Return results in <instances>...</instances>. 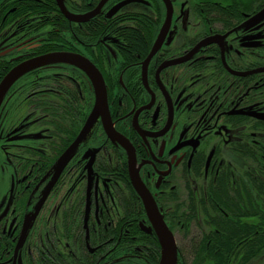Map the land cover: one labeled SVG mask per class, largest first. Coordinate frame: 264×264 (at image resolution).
I'll return each instance as SVG.
<instances>
[{"label":"flooded vegetation","instance_id":"obj_1","mask_svg":"<svg viewBox=\"0 0 264 264\" xmlns=\"http://www.w3.org/2000/svg\"><path fill=\"white\" fill-rule=\"evenodd\" d=\"M100 1L63 0L76 17ZM120 1L71 21L57 0H0V82L40 56L80 55L102 74L109 125L127 139H111L99 117L61 162L94 109L92 78L54 62L16 79L0 103V172L9 179L0 197V264H159L161 242L132 183L130 156L174 236L177 264H218L211 236L230 215L223 208L249 227L254 205L264 214V195L253 199L254 180L264 176V0L224 9L171 0L165 32L163 0L161 9L146 0L151 12L131 11L149 26L109 24L130 11L109 17ZM123 28L149 39L130 48Z\"/></svg>","mask_w":264,"mask_h":264},{"label":"water","instance_id":"obj_2","mask_svg":"<svg viewBox=\"0 0 264 264\" xmlns=\"http://www.w3.org/2000/svg\"><path fill=\"white\" fill-rule=\"evenodd\" d=\"M58 4L63 12V14L71 21H85L90 17L95 16L98 14L99 10L102 8V6L108 1V0H101L100 3L98 4L97 8L87 16H73L65 7V4L63 0H57ZM164 3L166 4L167 8V17L166 20L163 24L162 31L165 32L166 29L168 30L171 20H172V15H173V3L171 0H163ZM123 3V2H122ZM122 3L116 4L109 12V17L112 15L116 14L118 11V8L121 6ZM264 14V9L259 13V15ZM162 32L159 35L158 39L155 42V45L150 53V56L148 57V60L151 58V56L156 52V50L160 47L163 36ZM209 40H206L207 42ZM54 62H70L73 64H76L77 66H80L82 69H84L92 78L95 92H96V102L94 109L92 113L90 114L86 124L84 125L82 131L80 132L78 138L76 141L67 149V151L64 153V155L61 158V162L66 161V157L70 154L72 150H74L77 145L85 138V136L91 131V128L94 126L96 120L99 117L103 118L104 121V126L105 130L107 131L109 137L113 140L117 139L120 140L125 146L126 144L123 142L125 140L123 137L120 136L117 131L109 125V110H108V103H107V93H106V87H105V82L102 74L100 71L96 68V66L88 59L77 55L73 53H49L43 56H40L39 58L27 61L23 64H20L16 68H14L12 71H10L0 82V103L2 102L7 90L11 86L12 83L16 79H18L22 74L25 72L31 70L32 68H35L37 66L41 65H46L49 63H54ZM127 140V139H126ZM130 176L132 183L137 190L138 194L141 196L143 199L145 208L155 223L156 227V232L158 234V237L161 242L162 246V251H161V259L159 264H177L178 263V250L176 246V242L174 239V236L171 232V230L168 228L166 222L163 219V216L160 213V210L141 180L139 174H137L133 168H132V158L130 156ZM36 213L33 214L32 217L29 218L27 221L26 228L24 232L27 231V226L28 228L31 226L32 221L35 217Z\"/></svg>","mask_w":264,"mask_h":264},{"label":"trees","instance_id":"obj_3","mask_svg":"<svg viewBox=\"0 0 264 264\" xmlns=\"http://www.w3.org/2000/svg\"><path fill=\"white\" fill-rule=\"evenodd\" d=\"M116 1V0H115ZM157 8L161 9L162 5L159 0H156ZM194 8L205 7V8H231L233 6H240L245 4L244 0H193ZM161 16V13L158 14ZM227 16V15H222ZM228 20V19H225ZM131 21L134 24L149 26L150 22L146 19L144 14L137 12H125L115 15L109 19V24H117L121 22ZM158 25L159 22L157 23ZM100 22L93 21V30L99 29ZM97 27V28H96ZM128 34H126V40L128 47L136 48L138 46H144L145 38L134 31L133 28H123ZM142 33H146V28H141ZM143 42V43H142ZM264 176H259L254 180V184L258 186L257 192L253 193V199H261L264 195ZM230 215H222L220 220H217L214 224L218 228L219 232L211 236L214 251L211 253L216 259L218 264H227L228 261L237 257V264H245L247 260L254 259L258 256L262 248H264V214H260L259 206L254 205L251 222V227L248 226L249 221L247 218H238L236 209L234 208H223ZM257 216V217H256ZM250 235V236H249ZM249 236V238H248ZM207 238V237H206ZM249 251L251 253H249Z\"/></svg>","mask_w":264,"mask_h":264},{"label":"rangeland","instance_id":"obj_4","mask_svg":"<svg viewBox=\"0 0 264 264\" xmlns=\"http://www.w3.org/2000/svg\"><path fill=\"white\" fill-rule=\"evenodd\" d=\"M192 2L194 3L193 0H190L189 4L191 5ZM119 3H122V4L118 8V11H125V10L138 11V12H151L152 11L151 3L147 2L146 0H122ZM8 184H9V179H7V176L4 173L0 172V186L2 188V190H0V197L3 194V190L7 188ZM249 264H264V257L263 258L256 257Z\"/></svg>","mask_w":264,"mask_h":264}]
</instances>
